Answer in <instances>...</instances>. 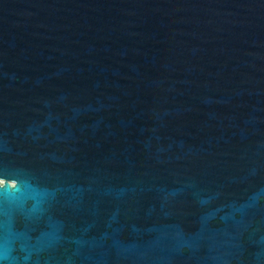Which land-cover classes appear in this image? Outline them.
<instances>
[{"label": "water", "instance_id": "obj_1", "mask_svg": "<svg viewBox=\"0 0 264 264\" xmlns=\"http://www.w3.org/2000/svg\"><path fill=\"white\" fill-rule=\"evenodd\" d=\"M0 264H264V0H0Z\"/></svg>", "mask_w": 264, "mask_h": 264}, {"label": "snow or ice", "instance_id": "obj_2", "mask_svg": "<svg viewBox=\"0 0 264 264\" xmlns=\"http://www.w3.org/2000/svg\"><path fill=\"white\" fill-rule=\"evenodd\" d=\"M6 191H13V190H10V189H0V194L5 193Z\"/></svg>", "mask_w": 264, "mask_h": 264}]
</instances>
